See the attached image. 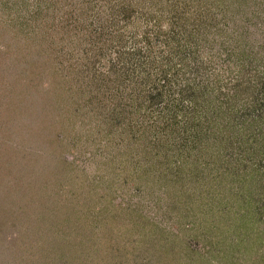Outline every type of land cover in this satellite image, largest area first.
<instances>
[{"label": "rangeland", "instance_id": "obj_1", "mask_svg": "<svg viewBox=\"0 0 264 264\" xmlns=\"http://www.w3.org/2000/svg\"><path fill=\"white\" fill-rule=\"evenodd\" d=\"M209 1L212 11L229 10L211 23L212 85L217 94L218 85L243 82L244 97L225 120L243 115L246 126L238 124L231 140L230 125L222 145L209 152L213 163L201 157L180 165L170 157L180 152L166 150L171 130L161 135L159 150L148 120L138 130L125 113L111 120V99L110 108L88 100L85 87L95 83L74 79L80 69L72 62L82 52L74 38L60 39L64 28L52 29L49 44L32 32L26 40L3 35L12 14L1 6L36 10L38 0H0V264H41L46 257L59 264L70 250L82 252L78 264H264V162L255 150L260 143L251 144L246 130L264 128V95L255 92L264 90V0ZM58 20L48 22L55 27ZM197 42L186 35L189 54L207 64ZM24 57L33 58L30 66ZM242 150L251 154L236 171L215 165L226 152ZM73 215L83 224L69 242ZM59 221L64 226L55 227Z\"/></svg>", "mask_w": 264, "mask_h": 264}, {"label": "trees", "instance_id": "obj_2", "mask_svg": "<svg viewBox=\"0 0 264 264\" xmlns=\"http://www.w3.org/2000/svg\"><path fill=\"white\" fill-rule=\"evenodd\" d=\"M82 2L85 4L84 8ZM93 2L97 4V0H38L36 10L34 6L28 7L27 4L23 9L2 5V9L5 8L9 10V15L12 14L10 19L12 22L6 24L8 29L2 33L23 37L25 40L30 39L29 35L34 33V39L49 44L52 29L58 31L64 28L60 39L70 38L72 41L74 38L82 52L81 57L72 62L73 68L77 66L80 69L74 79L77 82L84 79L96 85H86L88 100H97L102 104L107 102L106 107L112 101L111 120L118 121L119 115L125 113L123 116L130 120V127L133 124L131 118L135 119L136 124L142 121V125L148 120L150 127H156L152 134L154 144L159 150L165 145L160 143L161 135L171 130L165 146L168 152H180L170 153V157H176L177 164L191 161L196 165L201 157L203 162L213 163L215 161L211 160L213 153L209 152L222 145L221 140L224 139L230 125L231 140L235 135L230 134L232 130L236 133L238 124L242 129L246 126L243 115L233 122L230 116L229 120H225L232 114L234 105L240 104L244 97L243 82L234 83L232 87L218 85L217 94H215L217 85H212V82H215L212 70L217 64L211 60L215 55L217 42L215 28L211 23L213 17H217L221 12H224L227 18L229 10L212 11V6H215L209 0L206 3L203 0H98L97 10L90 9ZM197 7L202 9L199 16L195 14ZM57 16L59 25L55 23L54 27L53 24H49L48 19L55 20ZM187 18L190 19L189 26L185 24ZM186 35L193 41H198L200 48L204 45V55L210 58L207 64L204 58L199 59L194 54H189V49L185 46ZM208 42L210 45L207 46ZM53 43H57V39ZM218 51L221 52V48ZM25 59V64L30 66L29 62L33 61V58ZM59 63L62 65L63 61ZM38 66L39 64L37 69ZM37 77L39 82L41 71H37ZM34 80L33 76L29 83ZM105 85L106 89H103ZM222 87L226 88L227 95L222 93ZM255 92L264 95L263 89ZM139 99L141 103L137 104ZM261 102L260 105L264 106V97ZM257 119L252 117L253 121ZM119 122L125 124L126 121L120 118ZM159 122H162V125ZM140 125L137 127L138 130L141 129ZM246 128H249L246 130H249L247 136L252 139L251 144L254 141L260 143L259 148L255 147V150L261 151V161L264 162V128L253 126ZM194 149L198 152H193ZM242 151L226 152L223 162L216 160L215 165L221 170L234 168L236 171L238 164H247L249 159L246 155L251 154L247 150ZM83 190L85 195L89 196L91 190L88 187ZM71 202L69 201V204L72 206ZM80 209L84 213V207ZM79 219L78 216H74L72 223L69 224L68 232L71 235L69 242H72V234L81 230L80 225L83 223ZM66 220L69 222L70 218L67 217ZM61 226L64 225L59 221L55 227ZM58 232L56 229L57 234ZM79 242L78 246L81 248V241ZM69 253L62 256L64 258L61 257L63 262L59 264H78V260L81 262L84 257L81 255L82 252L80 255ZM44 261L41 264H57L50 263L47 257Z\"/></svg>", "mask_w": 264, "mask_h": 264}]
</instances>
